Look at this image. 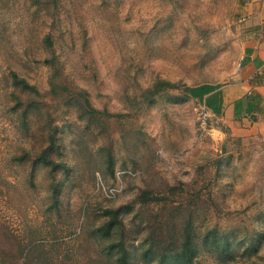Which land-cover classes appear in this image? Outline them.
<instances>
[{"label": "rangeland", "instance_id": "1", "mask_svg": "<svg viewBox=\"0 0 264 264\" xmlns=\"http://www.w3.org/2000/svg\"><path fill=\"white\" fill-rule=\"evenodd\" d=\"M263 6L0 0V264H264Z\"/></svg>", "mask_w": 264, "mask_h": 264}, {"label": "crops", "instance_id": "2", "mask_svg": "<svg viewBox=\"0 0 264 264\" xmlns=\"http://www.w3.org/2000/svg\"><path fill=\"white\" fill-rule=\"evenodd\" d=\"M263 19L264 6L258 21L263 22ZM262 43L256 45L249 59L251 62L246 64L250 71L248 78H252L253 73L257 76L263 68L264 44ZM261 95H264V85L258 78L253 80L244 78L228 87L209 85L192 89V96L208 107L211 116L227 114L230 109L235 108H239L244 113L255 114L260 106Z\"/></svg>", "mask_w": 264, "mask_h": 264}, {"label": "built area", "instance_id": "3", "mask_svg": "<svg viewBox=\"0 0 264 264\" xmlns=\"http://www.w3.org/2000/svg\"><path fill=\"white\" fill-rule=\"evenodd\" d=\"M211 115L208 107L204 104L200 107V118L202 120V125L206 126L207 118Z\"/></svg>", "mask_w": 264, "mask_h": 264}, {"label": "trees", "instance_id": "4", "mask_svg": "<svg viewBox=\"0 0 264 264\" xmlns=\"http://www.w3.org/2000/svg\"><path fill=\"white\" fill-rule=\"evenodd\" d=\"M192 90V89H191ZM123 264V263H122Z\"/></svg>", "mask_w": 264, "mask_h": 264}]
</instances>
